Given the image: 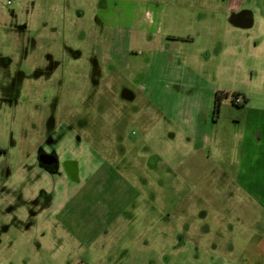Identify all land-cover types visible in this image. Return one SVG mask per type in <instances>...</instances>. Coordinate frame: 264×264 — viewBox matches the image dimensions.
Listing matches in <instances>:
<instances>
[{
	"label": "rangeland",
	"instance_id": "obj_1",
	"mask_svg": "<svg viewBox=\"0 0 264 264\" xmlns=\"http://www.w3.org/2000/svg\"><path fill=\"white\" fill-rule=\"evenodd\" d=\"M229 1L0 0V264H245L247 198L193 174L180 137L196 74L217 70L195 63L212 54L201 13ZM242 53L224 56V126L248 106L233 93L264 107V54ZM39 150L74 162L78 182L48 175Z\"/></svg>",
	"mask_w": 264,
	"mask_h": 264
},
{
	"label": "crops",
	"instance_id": "obj_2",
	"mask_svg": "<svg viewBox=\"0 0 264 264\" xmlns=\"http://www.w3.org/2000/svg\"><path fill=\"white\" fill-rule=\"evenodd\" d=\"M243 2L244 0H230L221 10L206 7V11L201 13L200 23L202 26L206 25L204 27L210 32L212 54L208 51L205 60H198L195 56V63L205 65L206 61L208 63L214 59L217 62V70L205 76L196 74L197 79L204 80L203 98L197 101L192 99L191 102L194 108L199 109V113L204 112L189 114L186 120L188 125L183 129L184 132L180 137L185 141L186 152L195 160L192 164L193 174L207 176L219 174L223 177L221 188L224 189L220 188L218 191L228 190L230 192L228 199L233 201L234 195L238 192L247 198L249 203L246 208L247 217L243 218L249 227L248 235L252 236L248 242L253 241L255 245L253 250L244 252L246 258L244 263L264 264V107H251L249 105L251 98L245 96L242 99L244 104L248 103V106L243 109L242 117L237 116L230 121V124L224 126L220 116L223 108L228 105L223 100L219 114L214 115L216 94L219 92L227 94L221 85V78L227 69L225 57L234 53L241 60L242 51L245 49L249 55L257 52L260 57L264 54V26L253 30L255 15L258 13L264 15V0L253 3L258 13L252 7H244ZM260 21L262 23L264 18ZM220 27H224L226 31L221 38L217 36ZM192 42L193 38L188 37L185 43L190 45ZM191 95L194 97L193 94ZM175 104L174 101L170 105L167 104L168 107H172L170 119L175 116L178 118ZM160 108L162 112L163 109L168 111L162 103ZM236 217L238 220L239 217L237 215Z\"/></svg>",
	"mask_w": 264,
	"mask_h": 264
},
{
	"label": "flooded vegetation",
	"instance_id": "obj_3",
	"mask_svg": "<svg viewBox=\"0 0 264 264\" xmlns=\"http://www.w3.org/2000/svg\"><path fill=\"white\" fill-rule=\"evenodd\" d=\"M219 1H222V0H219ZM206 7H207V4L204 6V8H206ZM102 10L106 11V10H108V8H106L105 10L104 9H102ZM145 39H146V41L150 42L152 40V37L149 35H147V36L145 35ZM173 40L176 41L178 39H173ZM110 68L113 71V66ZM121 98H122V100H125V101L126 100L128 101V99H130V98H132L131 101L134 100V94L132 93V90L126 85L123 86V88H122ZM121 144L122 143L120 142L115 147V153L119 157H123L125 155V149ZM36 155H37V157H36L37 164L39 165V167L41 169L45 170V172L48 175L54 176L56 174H60V172H61L63 174L62 178L68 179L71 182H78V178H77L78 171H77V168H76V165L74 162H65V163L61 164L58 161V159H57L58 157L56 156L55 153L51 152L50 154H47V153H45V151H42V150H39ZM39 155H41L40 161H38ZM108 163L109 164L107 166H108V169L111 173L114 172L116 176L122 175L121 173H119L121 163H118V162H113V163L108 162ZM181 238L182 237H180V239Z\"/></svg>",
	"mask_w": 264,
	"mask_h": 264
},
{
	"label": "trees",
	"instance_id": "obj_4",
	"mask_svg": "<svg viewBox=\"0 0 264 264\" xmlns=\"http://www.w3.org/2000/svg\"><path fill=\"white\" fill-rule=\"evenodd\" d=\"M232 96H236L235 94H233ZM229 95L225 94L224 92H219L216 94V98H214V115L216 116L219 113V109H220V104L221 101L225 98H228Z\"/></svg>",
	"mask_w": 264,
	"mask_h": 264
},
{
	"label": "built area",
	"instance_id": "obj_5",
	"mask_svg": "<svg viewBox=\"0 0 264 264\" xmlns=\"http://www.w3.org/2000/svg\"><path fill=\"white\" fill-rule=\"evenodd\" d=\"M11 2V0H7V4H9ZM232 102L234 104H237V105H240L242 104L244 101L243 99L240 97V96H235L233 99H232Z\"/></svg>",
	"mask_w": 264,
	"mask_h": 264
},
{
	"label": "water",
	"instance_id": "obj_6",
	"mask_svg": "<svg viewBox=\"0 0 264 264\" xmlns=\"http://www.w3.org/2000/svg\"><path fill=\"white\" fill-rule=\"evenodd\" d=\"M131 100H132V98L128 99V101H131ZM40 157H41V155H39L38 161H40Z\"/></svg>",
	"mask_w": 264,
	"mask_h": 264
}]
</instances>
